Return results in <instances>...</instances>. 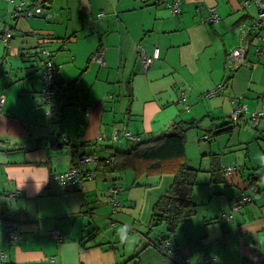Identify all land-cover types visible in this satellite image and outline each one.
Listing matches in <instances>:
<instances>
[{
    "label": "crops",
    "instance_id": "crops-1",
    "mask_svg": "<svg viewBox=\"0 0 264 264\" xmlns=\"http://www.w3.org/2000/svg\"><path fill=\"white\" fill-rule=\"evenodd\" d=\"M20 1L40 4L51 15L12 17ZM167 1L0 0V36L3 29L12 33L7 44L0 41V212L20 228L19 239L11 241L0 221V249L6 254L0 264H264V161L251 162V155L264 159V145L260 150L253 145L260 144L257 126L264 118L256 131L235 135L239 121L248 124L247 111L264 109V61L250 52L259 41L255 28L249 30L243 70L234 73L226 64L229 51L245 42L240 26H252L257 5L255 0H180L181 12L174 16ZM210 8L220 19L206 20ZM154 46L159 57L145 71L139 52L149 54ZM99 48L105 65L92 58ZM43 50L61 68L58 112L52 117L39 100ZM242 105L246 112L236 123L227 118ZM79 107L90 109L86 114ZM203 113L210 115L208 129L222 156L217 167L202 170L206 173L193 190L196 213L173 235L162 225L149 227L172 174L134 184L121 172L96 170L93 161L86 168L95 170V177L79 187L49 178L70 168L76 153L108 156L109 141L80 144L73 154L72 148H59L60 136L94 142L100 134L125 128L144 138L175 119L195 126ZM221 133L234 136L218 139ZM204 135L201 140L209 138ZM218 148L210 145L203 155L215 157ZM222 165L241 171L223 175ZM250 172L263 177L259 190L248 187ZM113 183L123 187L116 206L109 192ZM241 189L253 200L232 218H220L219 212L230 214ZM15 191L20 195L11 196ZM55 228L66 236L61 243L49 234ZM159 239H168L186 262L165 255Z\"/></svg>",
    "mask_w": 264,
    "mask_h": 264
},
{
    "label": "trees",
    "instance_id": "trees-1",
    "mask_svg": "<svg viewBox=\"0 0 264 264\" xmlns=\"http://www.w3.org/2000/svg\"><path fill=\"white\" fill-rule=\"evenodd\" d=\"M180 12L174 14L171 10V13L174 16L179 15ZM42 55L44 57V61L47 59L53 60L50 51L48 54H42ZM60 73L61 70L58 76L60 75ZM41 79H42V68H41ZM42 83H43V79H42ZM41 89H42V84L39 90V100H40ZM57 90H58V85L55 80L54 105L56 108V112L50 115H46L48 117H52L58 112V106L56 105ZM80 111L85 112L83 109ZM192 126H193L192 122H188L182 119H175L171 123H169L158 134H151L144 138L140 136L138 140L134 138L125 137L126 140L123 142V144L120 145H116V144L118 143V141L122 140L123 136L120 137L118 140H113L110 137H108L110 136V134H107L106 138L99 139L97 137L94 142L93 141L85 142L82 141L81 139H79L80 141L68 140L67 137L60 136V138H62L60 140H62L63 142H61L59 148L63 147L64 145L66 147L72 148L73 154L75 152L76 146H80V144L82 145L84 143L96 144L98 141H104V140L106 142L108 141L111 142L110 144H108V146L105 147L108 150L107 157H95L94 160L90 162L79 164L80 166L79 175L81 178L80 183H65L60 185L68 186V187L71 186L79 187L86 178L89 177L94 178L96 171L86 168V165L93 161L99 166L96 168V170H100V167H102L101 170H104L105 172L108 173L114 171L127 172L128 170H130L132 172L134 184H136L137 180L141 177H152V176H161L162 174H172L173 181L171 185L159 197V199L153 206V212L149 223V227L156 225H163L168 231V234L173 235L176 229L178 228V226L187 222L193 215H195L197 210L196 207L197 204L193 199V190L195 185L197 184V175L199 169L193 165L188 164L187 160L185 159V135L187 130ZM83 155H91V154L76 153L70 168H68L65 171H60L58 173L66 172L72 169L75 165H77V160ZM107 159H109L110 161L107 162L106 161ZM111 160H113L114 163H112ZM226 167L227 165H222L221 169L223 175H229L227 174L228 172L226 170ZM240 171L241 169L235 173H240ZM262 178L263 177H260L256 172H250L247 177V180L249 181L248 187H250L251 189L259 190L258 181L259 180L262 181ZM114 184L116 183H113V185ZM242 193H247V192L244 189L243 190L241 189L240 193L237 194V196L240 197ZM247 194L251 198V200L248 202H251L253 200V196L251 192ZM248 202L243 201V204ZM221 213L222 212L218 213V216L220 218H221ZM160 240L161 243L164 241L169 242L168 239H159V241ZM165 255L169 256L167 253H165Z\"/></svg>",
    "mask_w": 264,
    "mask_h": 264
},
{
    "label": "built area",
    "instance_id": "built-area-1",
    "mask_svg": "<svg viewBox=\"0 0 264 264\" xmlns=\"http://www.w3.org/2000/svg\"><path fill=\"white\" fill-rule=\"evenodd\" d=\"M12 1V0H11ZM255 3L257 5V13L253 18L252 26H247L245 24L240 26V31L242 36L245 38V42L240 44L239 46L234 47L231 51H229L227 56V67L231 70H235L239 67H242L246 65V54L250 46V42L252 39H248L249 30L251 28H255L257 31L256 36L258 37L259 41L255 45V53L257 56H264V0H255ZM167 4L171 7V10L174 14H177L180 12V0H170L167 1ZM211 14L206 17L207 21H216L220 19V16L218 13H216L215 8H210ZM45 14L47 17L51 15L48 11L43 9L42 5H34V6H27L24 1H20L19 3L14 5L13 10L11 11L12 17L17 16H34V15H42ZM102 13H99L98 16H101ZM5 28V27H4ZM3 32V33H2ZM2 35L0 36L1 41L4 44H7L12 36L11 31L8 29L1 30ZM49 50H43L42 54H48ZM160 49L158 46H154L151 53H146L143 48H141V51L139 52V59L142 65V68L144 70H147L149 66L152 64V62L159 57ZM93 59H95L100 65H105L104 60V50L102 48H99L92 56ZM253 65V64H252ZM60 64L56 63L55 61L51 59H47L43 62L42 65V89L40 91V100L44 103L46 106V114L50 115L56 112V108L54 105V83L56 80V77L58 76L60 72ZM224 87V84L219 85L216 89L206 92L207 96L214 95L218 90L222 89ZM264 95V93H263ZM0 100V105H1ZM234 102H236V99H233ZM188 107V106H186ZM79 110H84L87 114L89 112V107H79ZM246 111L245 106H240L232 111V118L236 119L238 114L243 113ZM264 117V109L259 111H253L251 113L252 123L254 125H257L260 119ZM107 134H100L98 136L99 139L106 138ZM126 137V138H134L139 139L140 136L131 133L127 129H116L110 133V137L113 140H118L120 137ZM95 157L92 155H83L77 160V165H75L72 169L66 171V172H54L50 174V180L56 181L59 184H65V183H80L81 178L79 175V164L87 163L92 160H94ZM107 162L110 160L107 159ZM112 163H114L113 160H111ZM240 167L230 165L226 167L227 174H230L234 171L238 172ZM122 185L120 183H116L113 186L109 188L110 192V198L111 202L114 206L117 205L116 200V193L122 190ZM10 195L12 196H18L20 195V191L11 192ZM251 198L247 193H242L240 197L235 196L233 199L232 204V210L236 211L238 210L242 205L243 201H250ZM221 217L225 218H232V213L230 214H221ZM0 221H3L5 224V230H6V236L9 240L15 241L18 240L20 237V228L19 225L12 220L5 219L3 220L1 218L0 214ZM114 224V222H112ZM49 234L56 239L58 243H61L65 239V235L61 233V231L57 228L52 229L49 231ZM161 249L164 253H167L172 258H177V260L181 262L186 261V257L182 256L179 252L172 250L170 248V243L168 241H164L160 245ZM5 252L0 249V260H5ZM54 259V257H52Z\"/></svg>",
    "mask_w": 264,
    "mask_h": 264
},
{
    "label": "rangeland",
    "instance_id": "rangeland-1",
    "mask_svg": "<svg viewBox=\"0 0 264 264\" xmlns=\"http://www.w3.org/2000/svg\"><path fill=\"white\" fill-rule=\"evenodd\" d=\"M0 41H1V39H0ZM1 43L3 44L2 41H1ZM1 43H0V45L2 48L3 45ZM251 48L253 49V51L250 50L251 54L253 55V53H254L255 57L259 58L255 53V46L251 47ZM261 57L263 58L262 60L264 61V56H261ZM263 61L261 63H263ZM243 68L244 67L242 66L238 70H234V73L239 72L240 70H243ZM249 71H251V69H249ZM227 72H228V75L232 74V71L231 70L229 71V69ZM208 97H210V96H208ZM208 100H209V98H205V103ZM231 112L228 113L227 118H229L232 122L236 123V120L232 118ZM251 112L252 111L246 112L247 113L246 118L248 120L247 125L241 124L242 121H244V120L239 121L240 125L237 126V130L235 131V135H237V133L238 134L240 133V135H241L244 131H250V132L256 131V128H254L256 126L252 124ZM209 120H210V115H208V113H203L201 119L198 120L197 124L195 126L189 128L186 132V135H185V159L187 160L188 164L193 165L199 169V172L197 175L198 181L201 180V178L203 177L202 175L206 173L202 170H206V168L210 169L213 167H217L218 165L216 163L220 162V160H221L220 158L222 156L221 149H219L217 144L215 143L217 138L214 137L213 130L208 129L209 125H207V124L210 123ZM263 125L264 124L257 126V127H259L260 131L256 137L260 140H256V142H259L261 145L260 144H253L258 150H260V148L263 147V145H264V126ZM210 128H213V127H210ZM206 134L209 136V138L207 140H201V136H203V135L207 136ZM233 136H234L233 133H231V134L230 133H221L219 135L218 139H223V138L233 137ZM122 140L124 142L126 140V138L122 137ZM219 141L221 142V140H219ZM231 142H232V140H231ZM203 144H205L206 146H202ZM210 145H212L213 148H215V146L218 148V151L215 152L216 153L215 157L212 155L211 152H207L206 153L207 155H203V150L209 149ZM232 148H233V145H231L228 149L230 150ZM240 156L242 159H245L243 152L240 153ZM258 159H261L264 161L261 154L259 157H257L255 155L254 160H253V156L251 155V162L252 163ZM246 162H247V164H249L248 160ZM245 171L247 173V169ZM121 173H123L122 177H125L129 182H131L133 180L132 172L130 170H128L127 172H121ZM142 180H144L143 177H141V181ZM111 218L115 219L113 216H111ZM112 222H115V221H112ZM111 225H112V223H111ZM156 226H160V225H156ZM160 227H156V228H160Z\"/></svg>",
    "mask_w": 264,
    "mask_h": 264
},
{
    "label": "bare ground",
    "instance_id": "bare-ground-1",
    "mask_svg": "<svg viewBox=\"0 0 264 264\" xmlns=\"http://www.w3.org/2000/svg\"><path fill=\"white\" fill-rule=\"evenodd\" d=\"M258 57H261V56H258ZM242 106H244V105H242ZM246 107V106H245ZM254 111H259V110H254ZM246 112V111H245ZM245 112H243V113H245ZM253 112V111H252ZM251 112V113H252ZM243 113H240V114H238V116H237V118L235 119V120H237L238 119V117L241 115V114H243ZM253 124V123H252ZM254 125V124H253ZM256 126V125H255ZM237 211V210H236ZM233 210L231 209V211H230V213H232V215H233ZM115 223V222H114ZM186 262V261H185ZM185 262H182V263H185Z\"/></svg>",
    "mask_w": 264,
    "mask_h": 264
},
{
    "label": "clouds",
    "instance_id": "clouds-1",
    "mask_svg": "<svg viewBox=\"0 0 264 264\" xmlns=\"http://www.w3.org/2000/svg\"><path fill=\"white\" fill-rule=\"evenodd\" d=\"M126 229H122V232L125 231ZM120 235V239H121V242H125V237L124 235L122 234H119Z\"/></svg>",
    "mask_w": 264,
    "mask_h": 264
}]
</instances>
